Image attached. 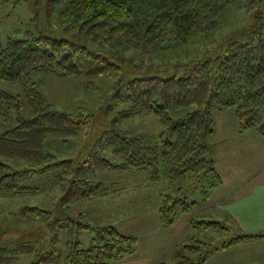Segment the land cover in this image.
I'll return each mask as SVG.
<instances>
[{"label":"trees","instance_id":"trees-1","mask_svg":"<svg viewBox=\"0 0 264 264\" xmlns=\"http://www.w3.org/2000/svg\"><path fill=\"white\" fill-rule=\"evenodd\" d=\"M232 2L36 0L37 26L57 11L61 35H49L38 27L37 33L28 32L30 39L0 40V81L19 88L17 94L0 88V196L39 192L20 181L28 174L52 170L61 194L51 210L27 206L16 215L21 222L44 221L46 239L7 240L8 245L0 246V264H20L27 255L33 256L32 264H113L134 255L139 242L136 236L114 225L93 228L69 212L78 203L121 194L124 188L100 178L104 173H136L146 176L143 181L149 183H167L159 207L165 228L198 206L199 201L189 200L185 188L200 189L208 203L210 192L222 184L215 160L209 158L215 114L232 110L240 132L253 129L264 137V38L259 30L249 32L204 60L174 65L166 75L149 67L148 52L181 49L196 34L216 30L223 9ZM247 2V13H256V19L262 20L264 0ZM131 53H137V62ZM41 75L62 79L106 75L116 83V91L107 98L105 114L120 103L129 108L121 117L153 115L163 129L158 135L132 134L118 129L115 117L114 126L103 129L95 144H88L84 159L58 160L47 151L45 141L88 136L92 125L84 112L55 109L39 89L37 77ZM88 87L97 88L93 83ZM11 160L28 162L31 168L15 169L8 163ZM191 223L207 230L225 228L222 222ZM94 229L90 247L84 248L81 234ZM255 239H264V234L242 233L216 246L184 243L175 251L176 264H204L213 251Z\"/></svg>","mask_w":264,"mask_h":264},{"label":"rangeland","instance_id":"rangeland-1","mask_svg":"<svg viewBox=\"0 0 264 264\" xmlns=\"http://www.w3.org/2000/svg\"><path fill=\"white\" fill-rule=\"evenodd\" d=\"M35 1L0 0L2 42L8 37L30 39L32 36L28 32H38ZM247 4V0H233L223 9L219 18L220 25L216 30L196 34L184 48L169 51L150 49L149 67L155 66L158 73L163 72V75H166V71L174 65L204 60L221 52L222 47L233 39L241 38L249 32L259 30L264 38V4L260 9L263 19L259 21L256 19V13L252 15L247 13ZM58 13L55 11L50 19L44 17L39 30L52 36H60L63 27ZM130 55L132 59L138 61L137 53ZM38 79L39 89L55 109L75 114L84 112L90 117L88 119L92 125L88 136L71 138L67 142L59 137H51L45 141L47 151L56 155L58 160L74 159L76 156L84 159L89 149L88 144H95L102 137L103 129L113 127L115 117H118L115 126L118 129H125L128 133L158 135L163 129L159 118L153 115L121 117L122 112L129 108L114 101V109L105 114L107 98L116 91V83L106 75L70 79L41 75L37 77V81ZM89 83H93L97 88H89ZM0 88L14 94L19 92L18 86L2 81ZM215 121V133L209 138L213 150L209 158L215 160L223 184L217 187L212 201L207 204L201 197L200 189L189 190L187 184H184L189 200L199 201V204L189 215L179 217L174 229L162 226L160 215L157 216L161 205V193L168 184L143 181L146 176H138L136 173L100 175L102 180L116 182L117 187L124 188L121 194L94 203H78L71 207L70 214L76 220L92 225L93 228L111 224L124 234L136 236L141 246L147 248L148 258L155 254L163 259H166V256L168 258L169 254H165L167 244L177 240L180 243L184 241L186 245L200 246L199 242H202L208 246H216L232 236L242 233L253 234L258 229H264V137L253 129L240 132L232 110L217 112ZM84 144H87L86 148L82 147ZM8 163L21 171L31 168L30 163L20 160H11ZM55 176V170L45 174H28L20 181L21 185L36 187L41 191L19 197L0 196V246L8 245L7 240L43 242L46 239L47 227L44 221V223L21 222L16 215L27 206L51 210L58 195L59 197L61 195ZM140 187L142 189L138 190ZM137 214L141 216L135 218ZM202 220L212 222L220 220L225 228L221 231L207 230L191 223ZM258 225L262 227L259 228ZM95 230L81 234L80 239L84 248L90 247V240L96 234ZM25 231L28 234L24 236L22 234ZM175 251L174 260L164 262L176 264ZM32 260L31 255L23 256L20 264H32ZM204 264H264V239H255L213 251Z\"/></svg>","mask_w":264,"mask_h":264},{"label":"crops","instance_id":"crops-1","mask_svg":"<svg viewBox=\"0 0 264 264\" xmlns=\"http://www.w3.org/2000/svg\"><path fill=\"white\" fill-rule=\"evenodd\" d=\"M140 189H142V187H140L138 190H140ZM216 189H217V187L211 191L212 194L210 193L209 201H212V199H213V193L216 191ZM159 209L160 208H158V213H159ZM155 212H156V209H155ZM156 214H157V212H156ZM159 215L160 214H158L157 216L159 217ZM139 216H141V215L140 214H137L135 218H137ZM176 221H175V223H176ZM175 223H174V225H175ZM161 224H162V222H161ZM174 225L172 227H170V229H174ZM258 226H259V228L262 227V225H258ZM255 232L253 234L264 233V229L261 228V229L256 230ZM183 244H184V241H182V243H180V241H178V240L175 241V242H173V243L171 242V243L167 244L166 253L165 254H169V257L167 258V256H166L165 257L166 259H163L161 256H157L156 254H155V256H151L150 258H148L147 255H148L149 252H148L147 248H143L141 246L140 241H139L138 246H137V251H136V253L134 255L126 256L123 260L117 261V262H115L113 264H159L160 262H164V261H167V260H169L171 262L172 260H174L173 259L174 258L173 257L174 251L177 250V249H179ZM142 249H144V250H142ZM153 252H155V249H153ZM152 255H154V254H152Z\"/></svg>","mask_w":264,"mask_h":264}]
</instances>
